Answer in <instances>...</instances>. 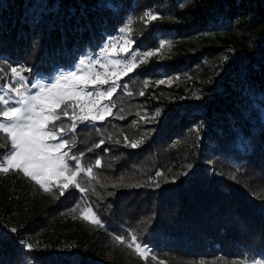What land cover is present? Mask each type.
<instances>
[{"label": "trees", "instance_id": "16d2710c", "mask_svg": "<svg viewBox=\"0 0 264 264\" xmlns=\"http://www.w3.org/2000/svg\"><path fill=\"white\" fill-rule=\"evenodd\" d=\"M125 28L131 50L156 52L101 102L112 115L79 123L72 136L71 154L93 168L78 177L87 192L70 185L61 196L56 185L45 192L0 173V264L264 256V0H0V84L13 64L30 67L29 79L73 67ZM90 205L103 226L82 219ZM117 235L151 246L148 258Z\"/></svg>", "mask_w": 264, "mask_h": 264}, {"label": "snow or ice", "instance_id": "6c2138e0", "mask_svg": "<svg viewBox=\"0 0 264 264\" xmlns=\"http://www.w3.org/2000/svg\"><path fill=\"white\" fill-rule=\"evenodd\" d=\"M145 15L152 21L158 19V15L150 11ZM121 31L127 33L129 29L125 28ZM120 39H123V43H120L119 39H113L109 42L111 47L106 48L107 52L115 54L119 46V53L122 54L111 60L116 70L110 74L107 73V69L103 75L100 72L88 74L84 66L89 62L81 60L75 70L60 74L54 82L43 84L28 82V78L22 73L31 72L30 68L11 67V82L0 84V134H3L5 140L0 147L7 149L0 157V173L7 174L14 171L22 174L34 181L45 192L51 191L50 185L55 181L61 196L65 195L70 185L78 188L81 194L87 192V189L80 185L78 177L85 173L91 175L93 168L82 167V153L80 156L71 154L74 147L72 136L79 123L104 121L106 116L112 115V108L109 104L100 107L96 99L86 98L100 97L111 101L117 89L121 87L117 81L122 76H128L134 72L140 64L147 63L145 57L154 55V52L147 51L138 58L134 50L130 51L133 41L123 36ZM160 47H164V42H161ZM95 64L105 67L101 60H96ZM157 83L163 84L165 80L161 79ZM89 85L93 86L92 90L81 95ZM104 85L108 87L102 88L101 86ZM131 94V92L128 93V95ZM139 94L143 96L144 92L141 91ZM68 101L74 103L68 104ZM66 104L67 106L62 108V105ZM69 108L73 109L71 115ZM77 108L79 115L76 114ZM155 115L160 117L161 113L157 111ZM62 116L67 117L70 123L62 120ZM7 142H10V145ZM126 146L135 149L139 147V144L133 142ZM95 165L100 167L101 160L96 159ZM191 168L192 166L189 165L188 171L183 172L182 175L187 176ZM162 175L161 172L156 173V176ZM170 182L175 183L176 178ZM156 186L159 187V184L156 183ZM82 219L94 225L103 226L91 205L86 213H82ZM11 231L17 230L13 228ZM130 239L131 242L119 235L115 237L117 243L126 244L130 249L135 245L137 254L147 259V253L150 252L147 245L139 243L136 235H131ZM26 247L31 250L33 246L27 244ZM152 259L155 257L153 256ZM252 264H264V260H255Z\"/></svg>", "mask_w": 264, "mask_h": 264}, {"label": "rangeland", "instance_id": "374dc122", "mask_svg": "<svg viewBox=\"0 0 264 264\" xmlns=\"http://www.w3.org/2000/svg\"><path fill=\"white\" fill-rule=\"evenodd\" d=\"M126 35H127V39H130V40H132V38L131 37H129V34L128 33H125ZM133 41V40H132ZM134 43V42H133ZM133 43L130 45V51H133V50H131L132 49V46H133ZM159 48H158V54H159ZM147 51H152V52H156V49H154V50H145L144 52H147ZM137 52V51H136ZM137 54V57L138 58H140L141 56H142V54H141V50H139L138 51V53H136ZM159 56H160V54H159ZM82 57V60H85L86 62H88L89 60H88V55H83V56H81ZM107 58H108V60L110 61V63H111V60L112 59H115L116 57L115 56H113V55H111V54H108L107 55ZM145 59L147 60V63L149 62V61H151V58L150 57H145ZM79 62L80 61H78L77 62V60L75 61V63L73 64V67H70V66H65V68L64 69H61V70H59L58 69V71H53V72H51V73H45V72H43V73H40L39 75H37L35 78H38V77H42L43 78V80L42 81H39V83H43V84H49V83H51V82H54V80H55V78L56 77H58L60 74H62V73H66V72H68V71H72V70H75L76 69V67L79 65ZM138 62V61H137ZM141 65V64H140ZM139 65V66H140ZM84 67H86L87 68V73L88 74H92V72L90 71V69H89V67H88V64H86ZM82 74H84V73H82ZM123 77H125V76H122L121 78H123ZM121 80V79H120ZM120 80H118L117 81V83L119 84V81ZM92 87L93 86H91V85H89L88 86V88H86V89H84V92H82L81 93V95H84L87 91H91L92 90ZM108 87V85H104V88H107ZM35 91V90H34ZM86 99H95V97H92V98H86ZM104 100V98H100V97H97V102H98V104H99V106L100 107H102L104 104H109V103H104V104H102L101 105V102ZM69 102V104H73L74 102L73 101H68ZM109 106L112 108V106H111V104H109ZM63 107H66L65 105H62V108ZM59 111V110H58ZM69 111V110H68ZM69 114L71 115L72 113L71 112H69ZM76 114L77 115H79L80 113H79V109L77 108L76 109ZM64 119H67V117H63L62 116V120H64ZM57 123H59V122H57ZM92 123H94V122H92ZM83 167V166H82ZM57 184V182H53L52 183V185H50V186H55ZM142 245H147V247L150 249V251L152 250V247L151 246H149L148 244H142ZM148 253H150V252H148ZM255 260H264V256H261V257H257V258H255V259H253V260H251L248 264H252V262L253 261H255Z\"/></svg>", "mask_w": 264, "mask_h": 264}, {"label": "built area", "instance_id": "2783aa9c", "mask_svg": "<svg viewBox=\"0 0 264 264\" xmlns=\"http://www.w3.org/2000/svg\"><path fill=\"white\" fill-rule=\"evenodd\" d=\"M122 36L124 38H126V35L124 33H117L115 35L110 36L103 43V45L99 48L98 52L88 59L89 60L88 61L89 62L88 63V67L91 70L92 74L96 73V72H100L103 75V74H105V69H107V73L110 74L112 71L116 70V69L113 68L112 64L108 60L107 55L108 54H111V55H115L116 54L115 56L117 58L120 55V54H117V52H119V46H117V52L115 54H113L111 52H107L106 48H110L111 47L109 42L112 41L113 39H119L120 43H123V39H120ZM80 60H82V59H80ZM96 60H101V63L104 64L105 67L102 68V67H100L99 64H95ZM12 67H18V64H13ZM23 67L30 68L26 64H24ZM18 69H19V67H18ZM22 74L26 76L25 72H23ZM112 79H115V77H112ZM41 80H43V79H37L35 81H33V80L30 81L28 79V82L29 83H36V82H39ZM101 87L104 88L103 86H101ZM95 99L97 100V97H95Z\"/></svg>", "mask_w": 264, "mask_h": 264}]
</instances>
